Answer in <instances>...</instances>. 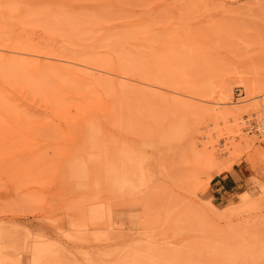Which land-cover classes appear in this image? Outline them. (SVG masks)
Listing matches in <instances>:
<instances>
[{"label": "rangeland", "instance_id": "1", "mask_svg": "<svg viewBox=\"0 0 264 264\" xmlns=\"http://www.w3.org/2000/svg\"><path fill=\"white\" fill-rule=\"evenodd\" d=\"M15 1L0 0V231L52 239L77 264H124L148 241L202 262L264 264V0ZM29 11L32 18L23 17ZM172 41L167 67L161 56ZM190 58L206 86L185 70ZM254 79L253 93L244 84ZM170 126L179 136L172 149H146L156 128ZM143 158L152 175L144 193L154 184L171 193L158 223L137 217L146 196L120 178L125 162L135 167ZM79 161L86 177L74 184ZM113 166L118 176L108 179ZM233 169V196L212 200L214 181ZM203 211L210 224L198 221ZM238 223L248 225L245 236H233L245 229ZM94 226L114 229L116 241L87 238L83 228ZM6 241L0 251L22 258Z\"/></svg>", "mask_w": 264, "mask_h": 264}, {"label": "bare ground", "instance_id": "2", "mask_svg": "<svg viewBox=\"0 0 264 264\" xmlns=\"http://www.w3.org/2000/svg\"><path fill=\"white\" fill-rule=\"evenodd\" d=\"M13 1H15V0H13ZM17 4H18V2L17 1H15ZM14 2V3H15ZM15 3V4H16ZM1 6H2V4H0ZM9 5V4H8ZM7 6V5H6ZM26 6V5H25ZM2 7H4L5 8V6L3 5ZM2 7L0 8V10L2 9ZM16 7H20V4L18 5V6H16ZM15 7V9H18V8H16ZM29 7V5L27 6V8ZM25 8V7H24ZM31 9H32V13L34 14V18L35 17H37V13L35 12V11H33V8L32 7H30ZM8 9L10 10V8L8 7ZM7 9V11H9ZM20 9V8H19ZM28 10H30V9H28ZM27 10V11H28ZM13 11H14V9H13ZM17 11V10H16ZM31 11V10H30ZM29 11V14H27V12H26V14H25V16H23V17H25L26 18V15H27V17H28V19H29V17L30 18H32V16H33V14L31 13ZM10 12V11H9ZM30 13L32 14V16H30ZM14 14V13H13ZM12 14V15H13ZM36 15V16H35ZM15 16V15H14ZM13 19H16L17 20V22H18V18H16V17H12ZM38 18V17H37ZM10 19H11V16H10ZM37 20V21H36ZM26 21V20H25ZM15 22V21H14ZM29 24H31L32 22L34 23V19H33V21L30 23L29 22V20L27 21ZM35 22H38L39 23V20L38 19H36L35 18ZM24 22H21V24H23ZM26 23V22H25ZM18 24V23H17ZM107 40V39H106ZM106 42H108V40L106 41ZM173 42V44H172V46H170V44ZM169 45H168V47H167V49L168 50H165V51H170V52H163V54H165V55H163V56H161L162 58L164 57V56H167V54H168V56H172V54H173V49H174V47H176V42H174V41H172ZM62 45V44H61ZM68 45V44H67ZM66 46V45H65ZM70 46V45H69ZM169 46L172 48V50H171V48H169ZM3 48V47H2ZM64 47H62V49H63ZM164 48V47H163ZM6 49V48H5ZM37 49V48H36ZM36 49H34V51L36 50ZM40 50V49H39ZM61 50V49H60ZM21 52H22V50H20ZM27 52V50H24V52ZM31 50H29V52H30ZM33 50H32V53L34 52ZM46 51V50H45ZM48 51V50H47ZM171 51H173V52H171ZM16 52V51H15ZM28 52V53H29ZM36 52V51H35ZM34 52V53H35ZM40 52H42V54L44 53L43 51H42V49H41V51ZM49 52H51V51H49ZM38 53V52H37ZM36 53V54H37ZM171 53V54H170ZM41 53H39V54H37V55H40ZM52 54V53H51ZM58 54V53H57ZM187 56H188V54L189 53H185ZM10 55V54H9ZM23 55V54H22ZM48 55H50V53L48 54L47 53V56ZM53 55V54H52ZM56 55V53L53 55V56H55ZM153 55V54H152ZM12 56H14V55H12ZM18 56V55H17ZM45 56H46V54H45ZM51 56V55H50ZM58 56V55H57ZM60 56V55H59ZM58 56V57H59ZM190 56V55H189ZM188 56V57H189ZM193 56V55H192ZM194 56H195V54H194ZM193 56V57H194ZM3 57V56H2ZM22 57V56H21ZM33 57V56H32ZM61 57V56H60ZM7 58V57H6ZM35 58V57H34ZM55 58H57V57H55ZM62 58H63V56H62ZM61 58V59H62ZM65 59H66V57H64ZM155 58V57H154ZM168 59L166 60L165 59V57H164V59L166 60H164L169 66H167V67H171V66H173L172 65V61L174 60V58L173 57H167ZM173 58V59H172ZM19 59V58H18ZM21 59V58H20ZM25 59V58H24ZM27 59H28V57H27ZM37 59V58H36ZM172 59V60H171ZM177 59V58H176ZM64 60V59H63ZM163 60V59H162ZM193 60V61H192ZM191 60V58H190V62H189V64L188 65H190L191 67L189 68V69H185V70H187V72L189 73V71H191V74L193 75H190V76H192L193 78H194V80L197 82V81H199V83L202 85V86H206V83H208L207 82V80H206V77L204 76V75H202V72L199 70L200 68H199V65L198 64H196V63H194V60L195 59H192ZM21 61H24L23 59H21ZM39 61V60H38ZM164 61H161V62H164ZM45 62V61H44ZM43 62V63H44ZM50 62V61H49ZM73 62V61H72ZM77 62V61H76ZM83 62V61H82ZM164 62V63H165ZM174 62V61H173ZM33 62H31L30 64H32ZM48 63V62H47ZM74 63V62H73ZM80 63V62H79ZM163 63V64H164ZM166 63H165V65H166ZM183 63V62H182ZM39 64V63H38ZM38 64H36V65H38ZM50 64V63H49ZM78 64V63H77ZM81 64H83V63H81ZM36 65H34V66H36ZM48 65V64H47ZM59 65V64H58ZM57 65V66H58ZM61 65V64H60ZM64 64H62V66H63ZM80 65V64H79ZM198 65V66H197ZM32 66V68H33V65H31ZM45 66V65H44ZM44 66H42V67H44ZM65 66V65H64ZM83 66H84V64H83ZM85 66H86V64H85ZM162 66V65H161ZM46 67V66H45ZM44 67V69H46ZM49 67H50V65L47 67L48 68V71H50L49 70ZM55 67V66H54ZM98 67V66H97ZM187 67V66H186ZM36 69H41L40 67H35ZM56 68V67H55ZM71 68V67H70ZM90 68V67H89ZM99 68H100V66H99ZM103 68V67H102ZM185 68V67H184ZM50 69H51V67H50ZM57 69V68H56ZM80 70H82L81 68H79ZM85 69V68H84ZM83 69V70H84ZM94 69V68H93ZM157 69H159V68H157ZM166 69V68H165ZM168 69V68H167ZM55 70V69H54ZM77 70V69H76ZM89 70V69H88ZM92 70V69H91ZM90 70V71H91ZM97 70H99L98 68H97ZM111 70V69H110ZM172 70V69H171ZM170 70V71H171ZM33 71H34V69H33ZM35 71H37V70H35ZM40 71V70H39ZM61 71V70H60ZM75 71V70H74ZM93 71V70H92ZM105 71H107L106 70V68H105ZM109 71V70H108ZM174 71V70H173ZM55 72V71H54ZM61 72H63V71H61ZM68 72V71H67ZM77 72H78V70H77ZM87 73H89L88 71H86ZM94 72V71H93ZM104 72V71H103ZM109 72H111V71H109ZM175 72H176V70H175ZM185 73V74H188V73ZM249 72V71H248ZM247 72V73H248ZM51 73V72H50ZM65 73V72H64ZM79 73H81V71H79ZM98 73V72H97ZM125 73V72H124ZM180 73H182V72H180ZM250 73V72H249ZM75 74V73H74ZM82 74V73H81ZM84 74V73H83ZM100 74V73H99ZM177 74V73H176ZM185 74H179V76H183V75H185ZM190 74V73H189ZM76 75V74H75ZM88 74H86V76H87ZM89 75H90V73H89ZM126 75V74H125ZM127 75H129V74H127ZM249 75V74H248ZM251 75H252V73H251ZM86 76L84 77V78H86ZM91 76H93V79H95V75H91ZM99 76V75H98ZM178 75H176V77H177ZM255 76V75H254ZM256 76H257V74H256ZM255 76V77H256ZM78 77V76H77ZM83 77V76H82ZM104 77V76H103ZM175 77V78H176ZM101 78H102V75H101ZM110 78V77H109ZM209 78V77H208ZM257 78V77H256ZM89 79V78H88ZM114 79V78H113ZM143 79V78H142ZM186 79V78H185ZM96 80V79H95ZM98 80V79H97ZM104 80V79H103ZM110 80H111V78H110ZM159 80V79H158ZM257 80V79H256ZM255 79L254 80H252L249 84L248 83H246V84H244V87H246L247 86V89H249V91H250V89L253 91V93L254 92H256V88L258 89V87H256V85L258 86V84L257 83H255V81H256ZM145 81V80H144ZM192 81V80H191ZM258 81V80H257ZM256 81V82H257ZM259 81H260V78H259ZM159 82H160V80H159ZM202 82H204V84L202 83ZM145 83H148L149 84V82H148V80L147 81H145ZM178 83V82H177ZM198 83V82H197ZM221 83V82H220ZM142 84V83H141ZM155 84H157V83H155ZM159 84V83H158ZM160 84H161V82H160ZM164 84V83H163ZM163 84H161L160 85V87L163 85ZM142 85H144V84H142ZM152 85H154V84H152ZM222 85V84H221ZM246 85V86H245ZM154 86H156V87H154V88H160L158 85H154ZM164 86V85H163ZM259 86H260V83H259ZM135 87V86H134ZM141 87H144V86H141ZM146 87V86H145ZM144 87V91H141V89H140V92H139V90H137L138 91V93H139V95H140V93L142 92V93H144L145 92V90H146V88ZM148 87V86H147ZM161 88H163V87H161ZM214 88V87H213ZM224 88V87H223ZM136 89V88H135ZM137 91H136V93H137ZM159 91V90H158ZM147 92V91H146ZM226 92V91H225ZM229 92V91H228ZM143 95V94H142ZM141 95V96H142ZM227 95V94H226ZM132 96V95H131ZM130 96V97H131ZM144 96H145V93H144ZM122 98V97H121ZM123 102H124V100H122ZM127 102V101H126ZM130 103V102H129ZM141 104H142V102H141ZM119 105V104H118ZM122 104H120L119 106H121ZM124 105V104H123ZM131 105V104H130ZM119 106H118V108H119ZM122 107V106H121ZM202 107V106H201ZM128 108V107H127ZM200 108V107H199ZM122 109V108H121ZM137 109V108H136ZM237 109H240L241 110V108H237ZM117 110V109H116ZM124 110V109H123ZM204 110V109H203ZM209 110V109H208ZM207 110V111H208ZM121 111V110H120ZM206 111V110H205ZM211 113H213L211 110H209ZM237 111V110H236ZM210 112L208 113L209 115H211L210 114ZM203 113H204V111H203ZM216 113H218L217 111H216ZM216 113H213V115L215 114V115H217ZM225 112L224 111H222V114L223 115H226V114H224ZM207 114V113H206ZM112 117V116H111ZM123 117V116H122ZM187 117V116H186ZM210 117V116H209ZM212 117V116H211ZM113 118V117H112ZM184 119V118H183ZM115 120V119H114ZM113 119H112V121L115 123V121H114ZM111 121V122H112ZM120 121V120H119ZM121 122V121H120ZM118 125V124H117ZM116 125V126H117ZM161 127V126H160ZM159 127V128H160ZM120 128V127H119ZM159 131V133H158V135H157V138H155V139H151V140H147L148 138H146L144 141H143V145L146 147V149H148V150H158L159 152L161 151V148H162V146H167L169 149H172L173 148V143H175V142H177L178 141V139H179V136L177 135V132H175L174 130H173V127H169V128H160V130L159 129H157L156 128V130H155V133L156 132H158ZM151 138H153V137H151ZM142 139V138H141ZM92 144V143H91ZM89 147V146H88ZM91 148H93L92 147V145H91ZM126 149V148H125ZM143 149V148H142ZM158 151H155V152H158ZM145 153V152H144ZM120 158H121V156H120ZM124 157H123V155H122V159H123ZM144 158H146V157H144ZM144 158L143 159H141L140 160V163L137 165V166H135V167H132V166H130V165H126L125 163V165L123 166L122 165V167H121V169H120V175H121V177L120 178H125V181H126V179L127 180H129L130 181V183H131V185H130V187H131V190H132V187H133V191L135 192H133L134 193V195L137 193V195L139 194L141 197L142 196H146L145 198H144V200L143 201H141L142 202V205H140L141 207H143L144 209V211H143V213H145V214H140V215H138L137 217H139V216H143L144 218H146L147 219V221H144V222H148V221H153V222H155V223H158V219H159V217H157V215H159V209L163 206L162 204L163 203H165V201H167V200H169L168 199V197L170 198V196H171V193L169 192V190H167V189H164L162 186H160L159 184V186H157L156 184H154L153 186H151L150 187V191H149V193H144V191H145V189L146 188H148L149 186H150V180H151V178H152V175L149 173V171L147 170V167H146V164H147V162L144 160ZM148 158H151V157H148ZM121 159V160H122ZM134 159V158H133ZM147 159V158H146ZM155 159V158H154ZM125 160H126V156H125ZM129 160V159H128ZM135 160V159H134ZM150 160V159H149ZM91 161V160H90ZM123 161H124V159H123ZM122 161V162H123ZM133 160H131V162H130V160H129V162L130 163H133L132 162ZM156 161V160H155ZM128 162V161H127ZM146 162V163H145ZM120 164H121V161L119 162ZM135 163V162H134ZM162 163V162H161ZM161 163H159V164H161ZM89 165V164H88ZM161 165H163V164H161ZM120 166V165H119ZM157 166V165H156ZM160 166V165H159ZM75 167H77V168H73L72 169V171H71V175H70V177H71V179H73L72 181H74V184H76V182H77V180L78 179H82V181H83V179H85V177H86V172H84L82 169H84L85 167H84V163L82 162V161H79V163L75 166ZM90 168V167H89ZM160 168H162V167H160ZM110 170H112V169H114V173H111V172H108L107 171V178L109 179V175H115V176H118V168L116 167V166H113V168H109ZM109 170V171H110ZM93 171V170H92ZM106 171V170H105ZM91 172V171H90ZM93 174V173H92ZM83 177V178H82ZM114 177V176H113ZM123 178V179H124ZM154 178V177H153ZM114 179H115V177H114ZM75 180H76V182H75ZM122 180V179H121ZM153 180V179H152ZM123 181V180H122ZM125 181H123V186H126L127 184L125 183ZM128 181V182H129ZM85 182V181H84ZM153 182V181H152ZM82 183V182H81ZM112 183V182H111ZM124 183L126 184V185H124ZM156 183V182H155ZM163 183V182H162ZM79 185H80V183H78ZM109 184V183H108ZM86 185V184H85ZM156 185V186H155ZM78 186V185H77ZM122 186V187H123ZM164 186V185H163ZM121 187V186H120ZM128 188H129V186H128ZM128 188H125L126 190L128 189ZM79 189V188H78ZM81 189V188H80ZM124 189V190H125ZM130 189V188H129ZM113 190V189H112ZM122 190V189H121ZM125 190V191H126ZM130 190V191H131ZM115 191V190H114ZM125 191L123 192V193H125ZM128 191V190H127ZM126 191V192H127ZM122 193V192H121ZM131 193V192H130ZM137 195H135V196H137ZM138 197V196H137ZM168 202V201H167ZM137 204V203H136ZM140 204V203H139ZM109 205V204H108ZM107 206V205H106ZM111 208V207H110ZM100 209V208H99ZM101 209H105V208H103V207H101ZM107 210V209H106ZM112 210V209H111ZM109 211H110V209H109ZM111 212V211H110ZM110 212H109V215L111 216V214H110ZM103 215H105V214H103ZM132 215H133V213H132ZM105 217V216H104ZM135 217H136V214H135ZM163 217V216H162ZM130 218H131V216H130ZM143 218V219H144ZM106 219V218H105ZM132 219V218H131ZM145 219V220H146ZM147 224V223H146ZM106 226V225H105ZM109 226V225H108ZM234 229L235 228H233V230L231 231V232H233L234 233V235L233 236H245L246 235V229H237V232L235 233V231H234ZM235 229V230H236ZM83 230H84V235L87 237V238H89V239H91L92 241H94V242H96V243H103V242H106V243H110V242H112V241H114L115 240V238H116V233H114V229H112V228H104V227H99V226H94V228L93 229H91V230H94L93 232H91L90 231V227H88V228H83ZM59 231V230H58ZM81 231V230H80ZM90 231V232H89ZM66 231H64V233H65ZM70 232V231H69ZM75 232H77V231H75ZM62 233V232H61ZM68 233V232H67ZM232 233V234H233ZM78 234H80V233H78ZM77 234V235H78ZM65 235H67V234H65ZM72 235H74V234H72ZM83 235V234H82ZM81 235V236H82ZM229 235H231V234H229ZM253 235V234H252ZM68 236V235H67ZM74 236H76V235H74ZM73 236V237H74ZM79 237H81L80 235H78ZM77 237V236H76ZM75 237V238H76ZM84 237V236H83ZM71 238V237H70ZM78 238V237H77ZM76 238V239H77ZM230 238H232V237H230ZM7 241H6V240ZM74 238H72L71 240H73ZM79 239V238H78ZM233 239V238H232ZM6 241V243L8 244V246H10V247H12V248H17V249H19L20 251H21V253H22V255H23V257L22 258H18L19 257V255H18V257L16 256H13L12 255V253L11 252H3V251H0V264H77L76 262H75V260L73 259V257L69 254V252H67V250L65 249V248H63L62 246H60L59 244H57V243H55L52 239H49V238H47V237H44V236H42V235H40V234H31V232H26V233H23L22 235H20L19 237H17L16 235H15V233L14 232H8V231H0V245L3 243V242H5ZM4 245V244H3ZM5 246V245H4ZM7 246V245H6ZM146 247L147 246H145L144 244L143 245H141L140 247H134V248H131L130 249V254L126 257V259L124 260V264H167L166 262H163V261H161V260H156V259H154L153 257H150V256H147V255H145V254H140V251L143 249V248H145L146 249ZM8 248V247H7ZM12 248H10V249H12ZM131 251H133L132 252V255H131ZM19 253V252H18ZM20 253V254H21ZM125 258V257H124Z\"/></svg>", "mask_w": 264, "mask_h": 264}, {"label": "crops", "instance_id": "3", "mask_svg": "<svg viewBox=\"0 0 264 264\" xmlns=\"http://www.w3.org/2000/svg\"><path fill=\"white\" fill-rule=\"evenodd\" d=\"M238 178L239 175L238 173H236V171L233 169V173L228 172L225 173L223 175H219L216 179V181H214L212 188H211V192L208 194L209 196H211L212 200H220L223 201L224 199L227 200V198H231L233 196V193L231 191H233L234 189H236L238 186ZM202 215H207V216H203V218L201 217ZM211 216H209L208 214H205L203 211V214H199L197 216L198 221L201 223L207 222L209 223V221ZM213 223V222H212ZM210 224V223H209ZM234 226H239L241 228H247V224H243V223H238ZM249 230V229H248ZM117 239V233H116V238L114 241L110 242L111 244L114 243ZM108 243V244H110ZM100 244V243H98ZM145 245L146 250L144 251V254L150 257H153L154 259H156L158 256L160 257H164V260L162 261H168L170 262V264H179V263H187V264H230V258H223V259H215V258H208L207 262H202L203 261V257L201 255H199V257L197 255H194L190 252L187 251H183L181 249H179V247L177 246H168L165 249L163 248H158L156 247V245L152 242V241H148V242H139L137 244H135L132 248L134 247H140L141 245Z\"/></svg>", "mask_w": 264, "mask_h": 264}, {"label": "built area", "instance_id": "4", "mask_svg": "<svg viewBox=\"0 0 264 264\" xmlns=\"http://www.w3.org/2000/svg\"><path fill=\"white\" fill-rule=\"evenodd\" d=\"M263 134H264V131H263Z\"/></svg>", "mask_w": 264, "mask_h": 264}]
</instances>
